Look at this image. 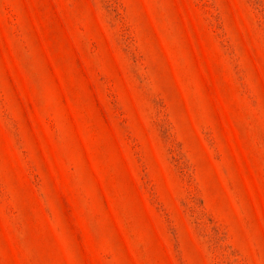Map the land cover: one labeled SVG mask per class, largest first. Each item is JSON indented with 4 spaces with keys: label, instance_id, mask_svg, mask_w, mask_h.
<instances>
[{
    "label": "rangeland",
    "instance_id": "1",
    "mask_svg": "<svg viewBox=\"0 0 264 264\" xmlns=\"http://www.w3.org/2000/svg\"><path fill=\"white\" fill-rule=\"evenodd\" d=\"M0 264H264V0H0Z\"/></svg>",
    "mask_w": 264,
    "mask_h": 264
}]
</instances>
